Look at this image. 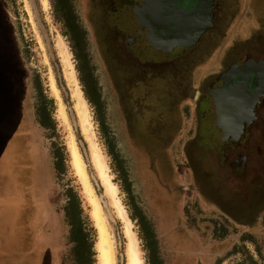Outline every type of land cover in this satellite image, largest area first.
<instances>
[{
    "label": "rangeland",
    "instance_id": "1",
    "mask_svg": "<svg viewBox=\"0 0 264 264\" xmlns=\"http://www.w3.org/2000/svg\"><path fill=\"white\" fill-rule=\"evenodd\" d=\"M65 1L66 7L73 13L76 34L66 25L67 21L61 11L60 0H0L3 29L8 41L10 58L7 68L9 78L7 76L0 78V95L2 91V97L0 96V174L3 177L2 182L6 185L14 182L15 174L26 186L28 182L35 184L38 195L35 208L39 206L37 220L40 223L39 237L36 234L31 237V233L27 231L26 234L23 233L15 239L13 232L4 229L6 215L4 203L1 200L0 264L2 261L4 264H12V252L17 245L16 240L19 243L18 250L24 254L22 260L19 259V264L28 262V256L32 253L35 263L39 261L40 264H73L70 256L72 247L68 240L69 228L64 217V207L70 189L77 192L84 212L83 216L89 217L94 228L95 264H100L96 250L99 233L92 217L93 206L72 164L73 142L82 154L91 185L102 205L116 249L117 264L128 263V239L126 223L121 218L114 199L121 202L126 217L132 222L131 231L137 239L144 264H150L149 252L146 250V241L142 239L140 223L133 220L136 210L143 214L154 228L158 240V252L165 262L171 255H176V250L172 251V249L177 244L176 238L179 235L177 231L181 230L179 248L182 250L187 245V251L205 257L209 264H216L218 260H222L221 264H264V231H242V223L246 221L240 215L232 212L234 218L233 221H229L219 216L213 209L203 206L202 202L199 207L196 194L187 189L193 187H188L191 180L185 168L182 171L184 187L178 186L174 189L177 196L178 194L183 196L186 201L184 221H179L176 217L171 220L163 219L164 210L162 209L167 207L166 202L170 203L173 213L177 212V197L168 196V191L171 192V190L159 185L160 191L157 194L159 204L156 206L150 203V198L146 196V190L137 180L133 168L132 136L126 135L130 129L127 123L119 120L116 103L111 93L103 89L104 83L100 74L99 81L97 80L95 68L85 49L83 24L87 20L86 7L89 0ZM238 2L239 5L243 4V8L239 10L238 5L237 12L233 14L236 16L232 25L237 26V31L239 30V34H242L239 38L242 39V43L245 42L238 58L249 56L261 59L264 57V0H238ZM231 30L233 31L229 26L225 31L226 37L222 39V44L227 38H230V45L238 39L230 33ZM226 48L212 49L205 58L194 61L191 59L192 61L185 62L181 67L187 79V83L184 84L185 97L181 109L184 122L180 127L185 140L196 132L197 120L194 117L193 108L196 94L201 91V81L206 76L220 72V60ZM84 69L85 72L90 71L96 84L99 107L88 100L86 84L82 81ZM52 78L58 95L52 88ZM218 85L217 82L214 86ZM79 91L82 92L86 102L89 117L86 124L77 111ZM42 100L47 103L56 125L55 130L42 128L38 121L37 107ZM60 105L64 107L66 119L61 114ZM263 105L264 101L256 112L264 109ZM261 113L263 116L256 130L257 136L254 137L251 135L252 131H247L249 126L244 131L250 133L243 141L246 145V153L252 159L250 172L245 178L249 182L245 185L244 178L243 180L237 178L233 180L231 188L226 185L223 181L229 175V171L223 172L218 169L221 162L220 153L211 151L214 142L210 147L204 148L210 142L208 137H204L200 142L203 148L197 144V141L196 153H190L194 154L195 158L196 154L198 155L195 159L194 171L197 179L204 183H201L202 188L197 187L194 190L196 193L208 197L213 191L215 192L213 195L219 198L222 206L231 208V211L239 210L240 213L242 209L240 202L251 203L253 196H258L255 188L257 181H264V174H256L257 171H264V110ZM217 128L221 129L219 126ZM85 130L87 133L84 132ZM208 130L210 133L209 127L203 126V133ZM213 133L215 134L214 131ZM182 143L185 141H179L177 146L176 141L170 140L153 147L140 146V150L147 164H150L151 160L153 164L157 163L161 157L160 151L168 156L171 164L176 160L177 150H181ZM56 149H59V153L64 158L63 173L60 174L55 168ZM94 149L99 151L105 159L108 176L118 188L117 198L108 196L106 193L103 179L92 158ZM18 153L20 156L18 155L17 158ZM185 158L188 159V155ZM19 160L23 161V164L19 163ZM194 171L191 172L193 176ZM152 176L158 182L154 177L155 173ZM26 193L30 198L29 191ZM48 193L51 206L48 205L49 201L47 202ZM151 206L154 208L151 209ZM255 222L252 221V225H256ZM164 224L170 225H168V231L163 229ZM183 235L189 240L186 239V241Z\"/></svg>",
    "mask_w": 264,
    "mask_h": 264
},
{
    "label": "flooded vegetation",
    "instance_id": "2",
    "mask_svg": "<svg viewBox=\"0 0 264 264\" xmlns=\"http://www.w3.org/2000/svg\"><path fill=\"white\" fill-rule=\"evenodd\" d=\"M238 5V0H89L86 7L88 16L83 24V37L97 80L99 81L100 74L104 83L103 89L111 93L116 103L119 120L127 123L130 129L126 135L132 136L133 168L137 180L146 190V196L150 198V203L156 206L159 204L157 201L159 185L171 190L168 191L169 197H177V212L173 213L170 203L166 202L167 207L162 209L163 215L166 216H163V219L171 220L176 217L179 221H184L186 201L183 196L179 194L177 196L174 189L178 186L184 187L182 171L185 168L191 180L188 187H193L187 189L196 194L199 207L202 202L203 206L213 209L215 213L229 221H233V213L240 215L246 221L242 223V231H264V181H257L255 188L258 196H253L251 203L240 202L241 213L239 210L231 211V208L222 206L219 198L213 195L215 193L213 191L208 197L194 191L202 186L203 181L197 179L194 171L198 155L196 154L195 158L194 154L190 153H196L197 144L202 147L200 142L204 137L210 140L209 145L204 148L210 147L214 142L211 151L220 153L221 162L218 169L223 172L229 171L223 182L230 188L233 180L237 178L241 180L244 178L245 185L249 182L245 178L250 172L252 159L246 153L243 141L250 134L247 133L249 130L252 131V136H257L256 130L259 128L263 116L261 112L264 109L260 112L255 111L249 128L245 122L248 129L239 141L225 136L223 131L217 128L219 124L216 113L217 93L225 84L229 85L237 79V68L245 62L264 61V57L238 58L245 43L239 38L242 34L237 31V26L232 25L236 16L233 14L237 12ZM239 6L241 10L243 4L240 3ZM209 19L211 27L193 46L188 48L181 45L174 48L169 46V42L177 36L175 28L179 20L192 23L195 20L205 25ZM229 26L233 29L230 33L238 37L233 45H230V38L222 44ZM7 42L0 10V78L6 76L9 78L7 68L10 58ZM219 47L220 50L227 47L220 60V72L206 76L201 81V91L196 94L193 108L197 120L196 132L185 140L180 127L184 122L181 109L187 79L181 67L185 62L192 61L191 59L194 61L205 58L212 49ZM217 82L219 85L214 86ZM251 85L253 88L254 81ZM203 126L209 127L210 133L209 130L203 133ZM170 140L176 141L177 146L179 141H185L181 150H177L176 160L170 164L168 156L160 151V160L155 164L151 160L150 164H147L142 157L140 146L153 147ZM187 155L188 159L185 158ZM192 171L194 176L191 175ZM153 172L158 182L152 178ZM256 174H264V171H257ZM159 197L161 199L160 194ZM152 208L154 206H151ZM252 221H256V225H252ZM168 225H162L163 229H169ZM177 232L182 235L181 230ZM183 237L189 240L188 237L184 235ZM194 242L196 243L195 240Z\"/></svg>",
    "mask_w": 264,
    "mask_h": 264
},
{
    "label": "trees",
    "instance_id": "3",
    "mask_svg": "<svg viewBox=\"0 0 264 264\" xmlns=\"http://www.w3.org/2000/svg\"><path fill=\"white\" fill-rule=\"evenodd\" d=\"M60 5L62 8L61 11H63V15L67 21L66 25L74 34H76L77 28L75 27V21L72 11L66 7L65 0H60ZM83 72L84 75L82 77V81L84 84H86V94L88 100L96 107H99V95L93 77L89 70L85 72L84 69ZM37 114L38 121L42 128L46 130L56 129L55 122H53L52 120L47 103H45L43 100L40 106L37 107ZM58 150L59 149L55 150L54 158L56 161V171L60 174L63 173L62 169L64 165V158ZM111 156L114 157V154L111 153ZM49 193L47 195V201H49L48 205H50ZM83 213L84 212L82 210L81 201L77 192H75L73 189H70L67 193V203L64 207L65 222L67 223V226L69 228L68 240L72 247L70 256L73 264H95L96 254L94 251V228L89 220V217L83 216ZM133 220L138 221L140 223V227L142 228V239L146 241V250H148L149 252L150 264H209V262L206 261L205 257H200L198 254L187 251V245H185L186 247L184 246L181 250L179 248V238L181 239L179 235H177L178 237L176 238L177 244L172 243L176 246L172 249V251L176 250V255H171L168 261L165 262L162 255L158 252V240L154 228L149 224L145 216L139 213L138 210H136L135 216H133ZM221 262L222 260H218L216 264H221Z\"/></svg>",
    "mask_w": 264,
    "mask_h": 264
},
{
    "label": "water",
    "instance_id": "4",
    "mask_svg": "<svg viewBox=\"0 0 264 264\" xmlns=\"http://www.w3.org/2000/svg\"><path fill=\"white\" fill-rule=\"evenodd\" d=\"M208 13L210 14V10ZM209 22L210 19L204 25L195 20L193 23L179 20L175 28L177 36L169 42V46L172 48L180 45L186 48L193 46L211 27ZM236 74L237 79L229 85L225 84L217 93L216 113L217 123L224 135L239 141L247 128L245 122L251 126L255 111L264 101V61L245 62L237 68Z\"/></svg>",
    "mask_w": 264,
    "mask_h": 264
},
{
    "label": "bare ground",
    "instance_id": "5",
    "mask_svg": "<svg viewBox=\"0 0 264 264\" xmlns=\"http://www.w3.org/2000/svg\"><path fill=\"white\" fill-rule=\"evenodd\" d=\"M52 88L55 91V93L58 95V90L55 87V82L53 78H52ZM78 97H79V101L77 104V111L79 115L82 116V119L84 118L83 121L86 124L89 121L88 120L89 117L86 111V102L82 97L81 91H79ZM60 111L63 117L66 119V113H65L63 106H61ZM84 132L87 133V130H85ZM71 147H72L71 148L72 164L74 166V169L78 177L80 178L82 184L84 185L85 193L88 196L89 202L93 206L92 217L94 219L95 225L99 233V240L96 245L99 263L100 264H117V256H116V249L114 246V242L109 232L108 223L104 216L103 208L100 203V200L98 199L96 195L95 189L91 185L90 178L87 172V166L75 142L72 143ZM92 158H93L95 166L97 167L100 173V177L103 179V184H104L107 195L112 196L113 198H117L116 194L118 192V188L111 182L112 179H110V177L108 176V173H107L108 167L105 163V159L103 155L99 151L94 149ZM117 200L118 199L116 200L114 199V201H116L117 209L119 210L121 218L124 219L126 223L125 230H126V235L128 239V244H127L128 263L127 264H144V259L141 256V252L138 247L137 239L135 237L134 232L131 231L132 222L129 218L126 217V212L121 202Z\"/></svg>",
    "mask_w": 264,
    "mask_h": 264
},
{
    "label": "crops",
    "instance_id": "6",
    "mask_svg": "<svg viewBox=\"0 0 264 264\" xmlns=\"http://www.w3.org/2000/svg\"><path fill=\"white\" fill-rule=\"evenodd\" d=\"M18 153L16 157L18 158ZM19 163L23 164V161L19 160ZM9 177V176H8ZM3 177L0 174V210L2 208V203H4L5 211L4 214L6 215L4 229L8 230L9 232H13V236L16 239L19 235L28 231L30 232V236L33 237L40 235V223L37 220V209L36 201L38 195L36 194V187L33 182H28L27 186L24 182H20L19 177L15 174L14 182H10L7 185L2 182ZM29 191L30 198L26 193ZM48 202V201H47ZM37 204H39L37 202ZM17 245L14 246L13 249V262L12 264H19V259L22 260L23 255L20 250H18V240ZM33 246V243L31 244ZM11 252V251H10ZM2 264L3 261H2ZM22 264H40L39 261L35 263L34 261V254H29L28 262Z\"/></svg>",
    "mask_w": 264,
    "mask_h": 264
}]
</instances>
